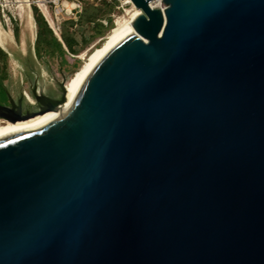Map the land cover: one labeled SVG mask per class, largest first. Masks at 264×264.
<instances>
[{"label": "water", "instance_id": "water-1", "mask_svg": "<svg viewBox=\"0 0 264 264\" xmlns=\"http://www.w3.org/2000/svg\"><path fill=\"white\" fill-rule=\"evenodd\" d=\"M130 1L0 136V264H264V0ZM64 85H4L0 119Z\"/></svg>", "mask_w": 264, "mask_h": 264}, {"label": "rangeland", "instance_id": "rangeland-1", "mask_svg": "<svg viewBox=\"0 0 264 264\" xmlns=\"http://www.w3.org/2000/svg\"><path fill=\"white\" fill-rule=\"evenodd\" d=\"M72 1L74 0H54L53 2L52 0H28L30 14L34 25L32 35V32L26 34L24 31V23L18 16V2L16 0H0V28L3 32H8L10 30L12 33L10 43L8 45H1L0 43V46L8 52V76L4 81V85L13 97L20 96L21 89L29 92V86L34 82L43 88L44 91H47L51 87L56 88L58 82H66L81 64V52L84 50L90 52L92 45H96L94 42L108 32L116 18L127 17L130 11L133 10V6L129 3H125L124 0H106L107 2H114V7L109 14L111 25L105 19L100 20L104 25L103 33L101 35L99 34L93 37L83 49L78 51L77 54L71 55L64 52L62 54L63 60H61L59 56H55L52 59L44 56L42 61L37 60L33 54V45L37 28L34 23L31 7L35 6L38 11L42 13L50 27V24L53 23L55 28L58 27L56 28L58 31L54 30L52 27L51 28L57 33V36H59L60 23L63 20L72 19V15L68 13ZM79 1L81 2V9L82 6L87 3H92L94 5L100 3V0ZM14 27H17V39H15L13 35ZM76 31V38L78 41L80 40V37L87 39L92 34V30L88 25L78 27ZM21 40L24 42L23 48L20 45ZM5 99L6 95L0 93V101H5Z\"/></svg>", "mask_w": 264, "mask_h": 264}, {"label": "trees", "instance_id": "trees-1", "mask_svg": "<svg viewBox=\"0 0 264 264\" xmlns=\"http://www.w3.org/2000/svg\"><path fill=\"white\" fill-rule=\"evenodd\" d=\"M113 7L114 2H107L106 0H100V3L97 5L92 3L83 5L76 20L66 19L60 23L59 40L53 33V30L48 26L42 13L35 6H32L31 11L37 28L33 45L35 57L43 59L44 56H47L52 59L55 56H59L63 60L62 54L64 52L71 55L77 54L93 37L103 33L104 25L100 22L101 19H105L111 25L109 14ZM86 25L90 26L92 34L87 39L80 37L78 41L76 38V30L78 27ZM13 35L17 39V27L13 28ZM6 67L7 54L0 48V93L3 94H5L3 80L8 76Z\"/></svg>", "mask_w": 264, "mask_h": 264}, {"label": "bare ground", "instance_id": "bare-ground-1", "mask_svg": "<svg viewBox=\"0 0 264 264\" xmlns=\"http://www.w3.org/2000/svg\"><path fill=\"white\" fill-rule=\"evenodd\" d=\"M18 2V9L19 13L18 16L24 23V31L25 33H31L33 35V20L30 14V7L28 5V0H16ZM16 2V3H17ZM125 3H129L132 5L130 0H124ZM133 6V5H132ZM128 12V11H127ZM142 11L135 8L133 6V10L130 11L127 17L123 18H116L113 22L112 27L106 32V34L103 37H100L95 41V46L92 45L91 51L88 52L87 50H84L81 52V58L82 62L78 69L74 71V73L68 78V80L65 82L64 88H65V100L60 104V106L53 111H47L43 114L37 115L33 118L24 120V121H17L15 123L9 122V121H3L0 119V136L20 129L27 127L29 125L35 124L41 119L47 117L48 115L54 113L57 111L70 97L71 93L75 89L78 82L81 80V78L84 76V74L87 72V70L92 66V64L102 55V53L107 50L110 46H112L116 41H118L121 37H123L125 34H127L129 31L133 29L131 22L132 20ZM17 18V17H16ZM46 20V19H45ZM51 27L54 30H57L55 28L54 23L50 24ZM58 25V24H57ZM6 31V30H5ZM58 31V30H57ZM12 33L9 30L8 32H3L0 28V43L1 45H8L11 41ZM13 40V39H12ZM20 45L23 48L24 42L23 40L20 41ZM7 49V47H6ZM27 50V49H26ZM22 53V52H21ZM31 99V98H30Z\"/></svg>", "mask_w": 264, "mask_h": 264}, {"label": "built area", "instance_id": "built-area-1", "mask_svg": "<svg viewBox=\"0 0 264 264\" xmlns=\"http://www.w3.org/2000/svg\"><path fill=\"white\" fill-rule=\"evenodd\" d=\"M54 0H52L53 2ZM161 0H148L149 7H160L159 3ZM81 11V2L79 0H74L71 2L70 7L68 9V13L72 15V19L76 20L77 14ZM58 28V27H57ZM55 32V31H54ZM56 33V32H55ZM57 34V33H56Z\"/></svg>", "mask_w": 264, "mask_h": 264}, {"label": "flooded vegetation", "instance_id": "flooded-vegetation-1", "mask_svg": "<svg viewBox=\"0 0 264 264\" xmlns=\"http://www.w3.org/2000/svg\"><path fill=\"white\" fill-rule=\"evenodd\" d=\"M6 54H7V59H8V52L6 51V50H4L3 48H1ZM35 56V55H34ZM36 58V57H35ZM37 60H39V61H42L43 59H38V58H36ZM6 71H7V67H6ZM7 79V78H6ZM6 79H4L3 80V83H4V81L6 80ZM27 92V91H26ZM0 104L1 105H4V106H9V102H8V99L6 98L5 99V101H0ZM34 111H36V108H34V109H31V110H28V111H26V110H22L20 113H15V114H11L12 115V117H20V116H24V115H26V114H29V113H32V112H34ZM3 121H5L4 119H2Z\"/></svg>", "mask_w": 264, "mask_h": 264}]
</instances>
